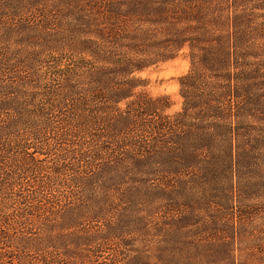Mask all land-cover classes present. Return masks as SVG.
Here are the masks:
<instances>
[{
    "label": "rangeland",
    "instance_id": "rangeland-1",
    "mask_svg": "<svg viewBox=\"0 0 264 264\" xmlns=\"http://www.w3.org/2000/svg\"><path fill=\"white\" fill-rule=\"evenodd\" d=\"M0 264H264V0H0Z\"/></svg>",
    "mask_w": 264,
    "mask_h": 264
},
{
    "label": "trees",
    "instance_id": "trees-1",
    "mask_svg": "<svg viewBox=\"0 0 264 264\" xmlns=\"http://www.w3.org/2000/svg\"><path fill=\"white\" fill-rule=\"evenodd\" d=\"M174 3H175L174 6L178 8V12H177L175 18H173L174 26H173L172 30H174V36L169 37V41H170L171 45L174 46L175 50L178 51V50L182 49L184 47V45L188 44V42L193 47L194 42L204 40L206 38L207 34L211 35L213 25H210V20L208 17L207 18L209 21V25H206V24H204L203 21H199V20L196 21V23H191L190 25L184 21L185 18L190 19L193 16V7H196L197 5H194L192 7L189 4L188 5L182 4L181 5V4H178L176 2H174ZM164 10H168V8L166 7ZM196 12H197L198 18H200V20H203L202 16H207L206 15L207 13L205 12V9L203 8V6L198 5ZM165 15L166 14H164L163 16L165 17ZM181 15H183V16L181 17ZM175 20H177L178 22H185V25H181L178 27V25L174 22ZM166 29H168V28H165L163 30H166ZM191 30L196 33V36L193 34V37L189 38V37H187V34L189 32H192ZM167 43H169V42H167ZM220 48L221 47H219V49ZM221 50H222V48H221ZM212 54L215 56L216 60H218L221 63L224 62V57L222 59V57L219 54L215 53L213 49H212ZM169 57H171V56L169 55ZM166 58L167 57H164V59H166ZM164 59H161V60H164ZM203 62L206 64L207 68H209V70H211V66L209 64H212V63L210 62V59L208 57H205V55L203 58ZM69 73H70V71H69ZM246 76H247V74H246ZM251 88H252L251 84L249 82H246V84L244 86L245 92L251 90ZM202 98H204V100H205L206 97L204 96ZM160 126L163 127V126H167V125H166V123H160ZM204 141L209 143V139H205Z\"/></svg>",
    "mask_w": 264,
    "mask_h": 264
}]
</instances>
